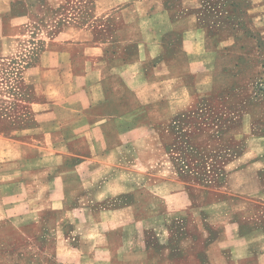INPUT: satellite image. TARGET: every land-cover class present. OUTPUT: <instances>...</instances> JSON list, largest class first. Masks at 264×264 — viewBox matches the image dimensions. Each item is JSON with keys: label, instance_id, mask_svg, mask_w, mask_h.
Returning <instances> with one entry per match:
<instances>
[{"label": "crops", "instance_id": "0c3cea01", "mask_svg": "<svg viewBox=\"0 0 264 264\" xmlns=\"http://www.w3.org/2000/svg\"><path fill=\"white\" fill-rule=\"evenodd\" d=\"M126 1L141 36L165 20L145 11L146 0ZM66 3L0 0V245L9 246L0 264H264V144L178 170L163 152L189 144L176 125L191 122L195 103L173 77L167 93L151 89L158 70L178 71L176 63L143 71L139 62H81L59 45L24 61L14 44L30 18L25 6ZM95 3L106 5L104 20L128 18L112 15L119 0ZM85 13L79 19H96ZM6 63L16 71L3 74ZM151 101L177 103L157 113Z\"/></svg>", "mask_w": 264, "mask_h": 264}, {"label": "rangeland", "instance_id": "374dc122", "mask_svg": "<svg viewBox=\"0 0 264 264\" xmlns=\"http://www.w3.org/2000/svg\"><path fill=\"white\" fill-rule=\"evenodd\" d=\"M65 1L59 7L25 6L30 18L24 21V36L14 44L21 47L18 49L22 50L24 61L35 57L30 52L36 47L43 50L59 45L66 55H76L81 62H139L143 71L161 60L176 63L178 71L158 70L157 85L151 89L167 93L163 81L173 77L182 83L176 92H189V103H195L191 122L185 128L176 125L180 126L182 141L189 144H168V150L163 152L178 170L207 169L212 160L223 163L239 153L244 144H264V0H146L145 11L165 19L154 20L146 27L152 30L149 37L140 35L145 26L133 16L138 10L129 8L126 0H119L118 10L112 12L113 16H128L119 22L104 20L107 7L96 0ZM83 9L87 17L96 19H79L78 13ZM75 13L77 19L72 15ZM50 59L45 55L46 62ZM15 60L18 59L13 58L12 62ZM4 66L3 74L16 71L9 69L8 63ZM10 86L4 93H12ZM46 89L52 91V86L46 85ZM26 91L31 94V86ZM149 103L158 113L164 108L175 109L177 102ZM46 122H52L51 115L46 114ZM188 183L211 184L197 180ZM8 249L9 246L0 245L1 252Z\"/></svg>", "mask_w": 264, "mask_h": 264}]
</instances>
